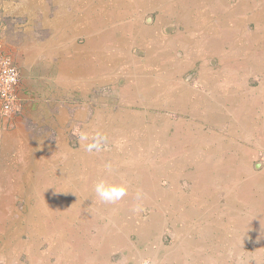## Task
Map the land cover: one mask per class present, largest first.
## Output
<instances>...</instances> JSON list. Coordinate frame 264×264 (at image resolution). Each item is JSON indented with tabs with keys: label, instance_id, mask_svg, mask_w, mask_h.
<instances>
[{
	"label": "rangeland",
	"instance_id": "374dc122",
	"mask_svg": "<svg viewBox=\"0 0 264 264\" xmlns=\"http://www.w3.org/2000/svg\"><path fill=\"white\" fill-rule=\"evenodd\" d=\"M98 1L33 0V43L49 39L50 45L67 48L62 57L68 55L69 62L61 65L71 75L69 83L65 76L46 83V117L33 125L39 144L33 165H0V264H153L144 253L151 248L162 264L167 258L195 264V237L211 242L199 264H264V220L246 230L226 223L240 208L255 209L264 219V144L233 149L232 159L226 158L231 165L212 154L195 170L201 151L195 139L203 137L196 127L221 147L223 137L229 141L243 128L264 129V59L254 48L256 39L248 33L246 60L223 31L229 0L206 5L201 25L195 22L203 11L199 0H129L123 21L102 26L99 15L111 18L113 11L111 0H101L95 24L92 8ZM121 25L138 37L128 49L120 47L125 58L114 60L107 36ZM254 29L248 19V31ZM0 118L11 141L15 118ZM82 131L104 136L103 150L86 151ZM3 150L0 158L13 162L14 149L7 155ZM242 154L253 161H235ZM109 164L111 172L105 170ZM30 167L33 172L21 173ZM195 172L225 175L219 187L229 185L210 215L195 217L189 210L190 201L195 204ZM254 173L263 177H250ZM101 178L125 183L127 195L115 204L100 201L94 185ZM152 190L161 193L166 210L156 208L159 197ZM183 196L186 207L178 205ZM199 216L211 221L195 223ZM223 216L226 226L219 221ZM179 246L183 251L176 260ZM198 249L203 255L204 246Z\"/></svg>",
	"mask_w": 264,
	"mask_h": 264
},
{
	"label": "crops",
	"instance_id": "0c3cea01",
	"mask_svg": "<svg viewBox=\"0 0 264 264\" xmlns=\"http://www.w3.org/2000/svg\"><path fill=\"white\" fill-rule=\"evenodd\" d=\"M199 1H201L203 5L202 7L203 11H199V13L195 14V22L201 25V22H203L205 18H207V12L205 10L206 5H211L214 2L213 0H199ZM227 2L228 0L220 1L221 4L222 3L226 4ZM229 3H230L229 4L230 8L228 9L229 11L227 10L228 11L227 16L223 20L226 26L223 28V31L228 37L233 38L232 44H234V47H237L238 44L237 49L239 50L240 54L246 56V60L250 48L248 46L249 44L248 36L249 34H252L251 37H254L257 43L256 47L254 48H257V52L259 54H262L263 55L262 58L264 59V0H229ZM101 4L102 1L99 0L97 3H95L94 7L92 8L94 10L93 13L95 15L94 23L97 25H98V20L96 16V10ZM113 10L114 11L117 10V6L115 7V4L113 9L111 8V11ZM0 18H1L0 21L2 23L0 25V41L4 45L7 55L13 61V63L15 64V66L17 67L20 73V87L18 94L21 100L20 112H18L12 117L15 118L14 126L12 128L13 130L11 132L12 142L6 140L5 137L6 133L2 130L3 121L0 118V148L4 149L3 154L5 153L6 155L8 150H10L11 148L14 149V161L12 162L10 159H5V156L3 155L0 158V165L19 164L21 166L24 165L32 166L33 153L37 155L38 152L36 153V149L39 148L37 138L35 137L33 138V133H34L33 125L39 122L43 116L46 117L47 103L45 101V97L43 96V94L46 93V88H47L46 83L48 81L52 82L53 84L60 83L62 82L64 76L66 82L69 83L67 78H69V76L71 75L70 71L68 70L69 72L68 71L63 72L62 71L63 66L61 65L63 64L64 60L66 62H69L68 55L65 56V59L62 57L64 52L66 54H68V52H67V48L66 50H64L63 46L60 43H58V45L55 44L53 45L51 43L50 45L48 43L49 39L48 40L46 39L45 42L40 46L36 42L33 43V0H3V1L0 0ZM123 18H124L123 13H117L116 11L114 13L112 12L111 18L107 17V19L101 18V16L99 15V19H100L99 22L102 26L103 21L105 22L109 21L110 23L114 21L120 22L123 21ZM248 19L252 20L255 23L254 32L248 31ZM200 25H197V27H200ZM130 30L133 32H130ZM101 35H102L101 33L100 34L97 33V36H95V42L98 43L99 49H100ZM137 37L138 34L135 32L134 29L125 27L123 25L116 27L114 31H111V33L107 36V40L110 45L115 47L116 53L114 54L115 57L113 59L115 60L121 57L125 58L126 51L122 50L120 47L122 45H125L128 49V42H131L133 39ZM232 44L231 46H233ZM52 46H56V47H52ZM234 49L235 48H233V50ZM118 52H120V54ZM57 55L59 56L58 61H57L58 59ZM74 61H76V58L74 59ZM48 67L50 68L53 67L54 71L52 73H49L47 70ZM254 68H256L257 71H259V68H257L256 66H254ZM73 74H74L73 77H75L76 72H74ZM45 78H47L48 80H46ZM40 84L42 85L41 88L39 87L40 89L35 88V86H38ZM261 84H263L264 86V81H262ZM35 90H37V93H35ZM199 129L200 131H198ZM234 130H235L234 128H231V133H237V132H233ZM243 130L245 129L243 128ZM241 132L240 134H235L232 138L228 139L229 141H227L226 137H223L224 142H222L223 146L221 147L219 144L216 143V141L212 139L213 137L212 138L210 137L211 135H208L207 132L204 133V131L201 130V128L196 127L195 133L198 135L200 134L203 137L201 136L202 139L199 140L197 138L195 139V149L201 150L199 153L195 154V170L199 165H202L205 161L209 162L210 159L209 157H211L212 154L213 155L215 154L216 158L219 159H221L222 157L221 155H223L224 160L228 163V165L229 164L231 165V162L230 161L228 162L226 158L228 159L229 156V159H232L233 149L248 150L250 149L248 146L250 142L252 143V145L254 144L255 148L259 146L260 147L263 146L264 129L260 125L257 126L254 130L249 129L247 127V129L244 132L242 133ZM44 147L47 148L46 145H44ZM217 149H218V153L216 154ZM36 155H34V157ZM50 158H51L50 164H52L53 163L52 157ZM235 158H236L235 161L237 160L240 161L241 159H244L247 165L253 161L252 157L247 154H244V156L242 154L240 156H236ZM43 159H45V157H43L41 161H43ZM61 170H62L61 176L67 178V176L64 174L63 168ZM28 171L22 168L21 173L27 174L33 172V168L30 167ZM199 173L201 172H195V204H193L194 203L193 201H190V207H189V210L191 212L195 211V217L196 214L199 213L210 215V212L212 210L210 206L212 205V203L217 202V198L223 196L222 195L223 190L229 186V185L226 186L224 184L223 186L219 187V184H223L222 181L224 180L225 175L217 173L216 176L215 175L216 173L214 172H211L209 174H203V173L199 174ZM32 175L33 173H31L30 177H32ZM242 176L244 180L248 179V175L243 174ZM250 177L260 178L263 176L260 175L259 173H254V174H250ZM21 178L24 179L23 176ZM261 180L262 179H260V181ZM204 181L208 182L207 184L208 187L206 186L207 188H204L205 186ZM209 181H212L213 183H209ZM242 188L243 187L239 188V190H241ZM146 192L149 193L150 191H146ZM151 192H152L151 194H154V196L155 194H157L156 195L157 197L161 195V193L159 194L157 190H152ZM185 202L186 201L183 196L181 200L178 202V205L182 207H186ZM155 205L156 208L158 207V209L166 210L164 208L166 203L164 202V199H161L160 197L158 201L155 203ZM228 210L231 211L230 208ZM236 212L237 214L230 215L228 217V221H226V223L229 224L230 226L243 228L244 230H246L248 227L251 228V226L259 227L258 221L264 220L263 218H261V216L258 215V211L255 209L249 210V209L240 208L237 209ZM199 217L200 220L196 219L195 223L201 221L204 222L211 221L210 217H206V218H203L201 216ZM219 221L223 224V226L227 225L225 224V216L221 217ZM233 222H239V225L233 224ZM204 225L205 227H210V225L207 224H203L201 226L204 227ZM196 226L197 225H195V227ZM210 243L211 242L208 241L207 238L195 237V264H199V262L197 263L199 259L206 260L204 257L209 254L208 246ZM201 245L204 246L202 252L203 255H200L201 251H199L198 249V247H200ZM175 246L176 244L174 245V247ZM157 251H158L157 249L151 248L149 252L147 251L144 253H148V255H145L146 257L151 256L153 264H162L163 262L161 261V259H159ZM182 251L183 248L181 246L176 248V254H174V256L176 255V260H177V255L181 254ZM164 264H179V262L173 260L172 258L171 259L167 258L164 261Z\"/></svg>",
	"mask_w": 264,
	"mask_h": 264
},
{
	"label": "built area",
	"instance_id": "2783aa9c",
	"mask_svg": "<svg viewBox=\"0 0 264 264\" xmlns=\"http://www.w3.org/2000/svg\"><path fill=\"white\" fill-rule=\"evenodd\" d=\"M19 87V70L0 41V114L2 118H12L20 112Z\"/></svg>",
	"mask_w": 264,
	"mask_h": 264
},
{
	"label": "clouds",
	"instance_id": "9594fccd",
	"mask_svg": "<svg viewBox=\"0 0 264 264\" xmlns=\"http://www.w3.org/2000/svg\"><path fill=\"white\" fill-rule=\"evenodd\" d=\"M79 139L82 142V146L88 152H100L105 146V137L100 133L90 135L89 133L82 131L80 132ZM105 170L107 172H111V165H105ZM94 192L100 201L108 204H115L121 201L127 195L128 188L123 182L113 183L107 179L101 178L96 181L94 185ZM141 195L142 194L140 192H137V199H139Z\"/></svg>",
	"mask_w": 264,
	"mask_h": 264
},
{
	"label": "bare ground",
	"instance_id": "6f19581e",
	"mask_svg": "<svg viewBox=\"0 0 264 264\" xmlns=\"http://www.w3.org/2000/svg\"><path fill=\"white\" fill-rule=\"evenodd\" d=\"M117 2H118V1H117ZM119 3H120V2H119ZM128 3H130L129 0H122V2H121L122 5H121V4H118V3H117V5H116V0H111V8H112V6L114 7V4H115V7L119 5V6L117 7V10H116V11H117V13H123V10H124L125 7H127ZM107 10H109V9H107ZM127 10H128V9H127ZM116 11L113 10V13L116 12ZM124 11H125V10H124ZM123 14H124V13H123ZM126 57H127V56H126ZM122 59H123V58H122ZM17 210H18V209H17Z\"/></svg>",
	"mask_w": 264,
	"mask_h": 264
},
{
	"label": "water",
	"instance_id": "95a60500",
	"mask_svg": "<svg viewBox=\"0 0 264 264\" xmlns=\"http://www.w3.org/2000/svg\"><path fill=\"white\" fill-rule=\"evenodd\" d=\"M150 21H151V18L148 19V22H150Z\"/></svg>",
	"mask_w": 264,
	"mask_h": 264
}]
</instances>
